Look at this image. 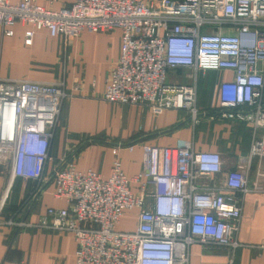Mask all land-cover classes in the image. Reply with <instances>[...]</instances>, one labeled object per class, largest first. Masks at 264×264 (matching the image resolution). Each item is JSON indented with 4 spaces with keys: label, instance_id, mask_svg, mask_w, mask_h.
<instances>
[{
    "label": "built area",
    "instance_id": "built-area-1",
    "mask_svg": "<svg viewBox=\"0 0 264 264\" xmlns=\"http://www.w3.org/2000/svg\"><path fill=\"white\" fill-rule=\"evenodd\" d=\"M56 1L0 0V31L10 35L12 24H30L67 38L81 29L118 28V55L103 99L144 105L154 114L182 109L193 124L194 83L165 81L166 69L186 67L192 80L198 71L226 70L230 77L217 87L221 114L251 120L253 129L245 157L227 170L217 151L194 150L189 141L141 144L142 167L130 178L115 157L106 177L79 171L71 162L56 166L50 172L52 195L65 205L47 206L44 226L72 235L74 264H186L193 242L235 248L240 197L260 188L247 183L250 161L264 157V133L256 134L264 127V0H71L48 6ZM23 34L29 43L32 29ZM77 89V83L66 88L61 80L0 77V163L10 159L12 176L33 181L32 198L61 102ZM239 105L247 112L234 110ZM217 176L218 182L206 186L198 181ZM131 180L140 183V193L131 192ZM131 208L138 210L134 228L117 229L118 218Z\"/></svg>",
    "mask_w": 264,
    "mask_h": 264
},
{
    "label": "crops",
    "instance_id": "crops-1",
    "mask_svg": "<svg viewBox=\"0 0 264 264\" xmlns=\"http://www.w3.org/2000/svg\"><path fill=\"white\" fill-rule=\"evenodd\" d=\"M70 1L59 0L48 6L57 8ZM26 28L32 29L29 43L24 42ZM10 29V35L0 31V77L61 80L66 88L77 83L78 89L61 102L40 188L33 198V181L12 176L10 159L0 163V264L17 260L28 264H74L76 243L72 235L44 226L49 219L45 208L65 205L63 198L52 195L50 178L51 170L65 162H71L79 171L90 169L106 177L115 157L121 171L130 178L142 167L143 143L172 146L189 141L194 150L217 151L223 170L234 168L245 157L253 123L222 115L224 108L217 100L218 83L230 77L229 71L206 69L198 71L192 80L186 67L168 69V82L194 83L198 113L192 124L182 109L165 108L154 114L144 105L102 98L105 78L118 55V28L96 32L81 29L76 36L67 38L60 34L51 36L44 27L30 24L14 23ZM234 110L244 114L248 108L239 105ZM261 133L264 127L256 129V134ZM218 178L199 177L198 181L206 186L218 182ZM247 183L260 188L240 197L238 245L231 249L193 242L187 248L186 264H226L228 260L231 264H264V157L251 159ZM128 186L131 192L140 193L139 182L131 180ZM151 188V183L144 184V189ZM147 200L144 195L143 202ZM137 211H124L115 227L134 228Z\"/></svg>",
    "mask_w": 264,
    "mask_h": 264
},
{
    "label": "rangeland",
    "instance_id": "rangeland-1",
    "mask_svg": "<svg viewBox=\"0 0 264 264\" xmlns=\"http://www.w3.org/2000/svg\"><path fill=\"white\" fill-rule=\"evenodd\" d=\"M167 71H168V69H166V77H165V81H168V74H167Z\"/></svg>",
    "mask_w": 264,
    "mask_h": 264
}]
</instances>
